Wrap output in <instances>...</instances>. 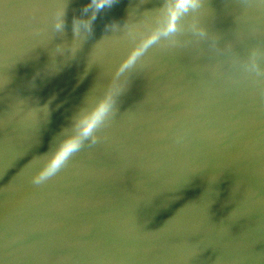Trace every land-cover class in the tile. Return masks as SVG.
<instances>
[{
    "label": "water",
    "instance_id": "1",
    "mask_svg": "<svg viewBox=\"0 0 264 264\" xmlns=\"http://www.w3.org/2000/svg\"><path fill=\"white\" fill-rule=\"evenodd\" d=\"M87 2L0 0V264H264V0H198L119 75L160 0H117L92 32L72 24Z\"/></svg>",
    "mask_w": 264,
    "mask_h": 264
},
{
    "label": "clouds",
    "instance_id": "2",
    "mask_svg": "<svg viewBox=\"0 0 264 264\" xmlns=\"http://www.w3.org/2000/svg\"><path fill=\"white\" fill-rule=\"evenodd\" d=\"M115 3H117V0H88L82 7L81 14L73 18V27L77 24L86 25V29L92 32L93 22L97 16L102 11L111 8ZM197 3L198 0H181L179 4L176 3V0H160V3L156 7L149 9L147 16L143 12L142 15L148 20L147 26L138 32L135 42L128 49L125 60L120 69L117 70V74L119 75L126 69L133 68L143 53L155 45L161 37L176 33L183 18L191 9L197 6ZM62 26V22L58 21L56 24L57 29H60ZM106 27L108 26L106 25ZM133 53H136L135 57H133ZM107 94L108 92L98 96L89 105L84 104L73 117L71 125L62 130L61 138L43 163L41 175L36 178L37 183L45 176L58 170L64 161L79 150L82 141L92 137L94 131L107 119L112 111L115 98L111 103H108L103 114L93 122L99 106L107 99ZM73 141L75 142V147L64 156L63 160L55 168L51 167L49 170V166H52L57 156L63 152L65 145Z\"/></svg>",
    "mask_w": 264,
    "mask_h": 264
},
{
    "label": "snow or ice",
    "instance_id": "3",
    "mask_svg": "<svg viewBox=\"0 0 264 264\" xmlns=\"http://www.w3.org/2000/svg\"><path fill=\"white\" fill-rule=\"evenodd\" d=\"M135 56H136V53H133V57H135ZM108 103H109V101H108V100H105V102L102 103V104L99 106V109L97 110L96 116L93 118V122H94L96 119H98V118L103 114V112L106 110V108H107V106H108ZM73 147H75V142H74V141H73V142H70V143H68V144H66L65 147H64L63 152H61V153L57 156L56 160L53 162V164H52L51 167H52V168H55L56 165L59 164V163L63 160L64 156L67 155V153H68L69 151H71V149H72Z\"/></svg>",
    "mask_w": 264,
    "mask_h": 264
}]
</instances>
